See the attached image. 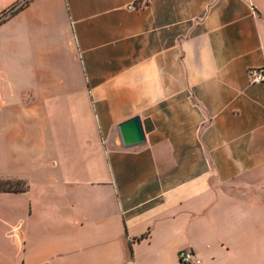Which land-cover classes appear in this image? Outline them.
Listing matches in <instances>:
<instances>
[{
  "label": "crops",
  "instance_id": "1",
  "mask_svg": "<svg viewBox=\"0 0 264 264\" xmlns=\"http://www.w3.org/2000/svg\"><path fill=\"white\" fill-rule=\"evenodd\" d=\"M4 14L0 180L26 189L0 192V264H264V0Z\"/></svg>",
  "mask_w": 264,
  "mask_h": 264
},
{
  "label": "water",
  "instance_id": "2",
  "mask_svg": "<svg viewBox=\"0 0 264 264\" xmlns=\"http://www.w3.org/2000/svg\"><path fill=\"white\" fill-rule=\"evenodd\" d=\"M119 133L124 146L139 145L146 141L144 123L140 116H134L119 124Z\"/></svg>",
  "mask_w": 264,
  "mask_h": 264
},
{
  "label": "built area",
  "instance_id": "3",
  "mask_svg": "<svg viewBox=\"0 0 264 264\" xmlns=\"http://www.w3.org/2000/svg\"><path fill=\"white\" fill-rule=\"evenodd\" d=\"M250 78L253 84H259L264 82V65L259 68H253L250 70ZM179 258L182 262L187 264H198L200 259L196 256L193 251L181 250L179 252Z\"/></svg>",
  "mask_w": 264,
  "mask_h": 264
},
{
  "label": "trees",
  "instance_id": "4",
  "mask_svg": "<svg viewBox=\"0 0 264 264\" xmlns=\"http://www.w3.org/2000/svg\"><path fill=\"white\" fill-rule=\"evenodd\" d=\"M21 7L22 5H20L16 9H13L11 12V15L15 13ZM7 17L8 16L6 14L0 17V23L3 22ZM25 189H26L25 184L20 180H0V192L2 191H9V192L24 191Z\"/></svg>",
  "mask_w": 264,
  "mask_h": 264
}]
</instances>
